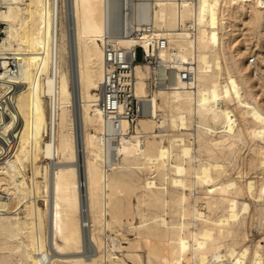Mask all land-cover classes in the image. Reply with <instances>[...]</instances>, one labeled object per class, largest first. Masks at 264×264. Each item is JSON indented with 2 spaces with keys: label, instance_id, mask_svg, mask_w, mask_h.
<instances>
[{
  "label": "bare ground",
  "instance_id": "6f19581e",
  "mask_svg": "<svg viewBox=\"0 0 264 264\" xmlns=\"http://www.w3.org/2000/svg\"><path fill=\"white\" fill-rule=\"evenodd\" d=\"M106 3L0 0V99L15 85L0 114V264H264L247 231L264 219V0H132L149 32L115 42L151 54L168 41L156 69L135 66L134 124L98 103Z\"/></svg>",
  "mask_w": 264,
  "mask_h": 264
},
{
  "label": "built area",
  "instance_id": "2783aa9c",
  "mask_svg": "<svg viewBox=\"0 0 264 264\" xmlns=\"http://www.w3.org/2000/svg\"><path fill=\"white\" fill-rule=\"evenodd\" d=\"M131 3L132 0L129 2L128 0H107L106 3L108 29L101 41L105 67L103 80L98 91V103L103 113L113 121L118 122L126 119L134 124L139 117L145 115L143 105L135 96V66L139 62H145L156 69L160 62L153 50L154 48L156 50L165 48L168 41L164 37L155 39V46L152 45L151 54L146 52L141 45H136L134 49H124L115 42V39L122 35L144 37V34L149 32V24L138 27V13L133 11ZM4 27L5 25L0 22V39L5 35ZM138 50L142 52V61L137 58ZM3 70L2 59H0V73ZM17 71L16 62L10 60L9 72L14 74ZM152 77L154 78L151 83L154 88H168V79L161 78L162 76L157 73H154ZM182 77L185 81L191 82L194 80V73L184 71ZM14 86L10 93L13 92ZM10 93L0 99V114L6 111V106L10 102Z\"/></svg>",
  "mask_w": 264,
  "mask_h": 264
},
{
  "label": "rangeland",
  "instance_id": "374dc122",
  "mask_svg": "<svg viewBox=\"0 0 264 264\" xmlns=\"http://www.w3.org/2000/svg\"><path fill=\"white\" fill-rule=\"evenodd\" d=\"M61 1V0H60ZM64 1V0H63ZM241 28H244V32L247 33V36H252L255 37L256 36V33L252 34L251 30L249 29V26L247 25H240ZM252 34V35H251ZM240 39H242V37H240ZM137 58L139 61H142L143 57H142V52L141 50H138L137 51ZM65 68L67 69V66H65ZM248 146H245V148L243 149L242 151V154L244 155L245 158H248ZM45 160H42V162L44 163ZM234 168H236V164L234 163ZM234 168H231L230 167V172L228 173L229 176H237L235 173H236V170ZM149 173L147 170H144V171H139L138 174L139 176L142 178V179H146L148 176H149ZM251 176V177H256V178H261L263 176V171L262 170H258L257 171V174H254L253 172H250V174L248 175V177ZM41 203V202H40ZM133 203L135 204V206L137 205L136 203V198H133ZM136 220H139V218L137 217ZM122 231V230H121ZM248 233H249V239H248V242L249 244H252V243H255L257 241L260 240L261 237H264V219L261 220V221H255L253 225H249L248 226ZM126 238L127 239H124L122 240L123 244L124 245H127L129 240H136L137 239V235L135 234V232L133 231V233L129 232V233H126ZM86 250L89 251V247H85Z\"/></svg>",
  "mask_w": 264,
  "mask_h": 264
}]
</instances>
